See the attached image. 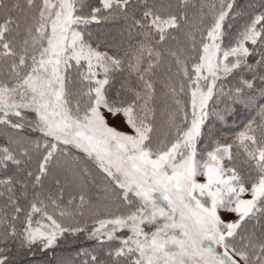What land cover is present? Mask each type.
Wrapping results in <instances>:
<instances>
[{"label":"snow or ice","instance_id":"1","mask_svg":"<svg viewBox=\"0 0 264 264\" xmlns=\"http://www.w3.org/2000/svg\"><path fill=\"white\" fill-rule=\"evenodd\" d=\"M50 253L264 264V0H0V264Z\"/></svg>","mask_w":264,"mask_h":264},{"label":"trees","instance_id":"2","mask_svg":"<svg viewBox=\"0 0 264 264\" xmlns=\"http://www.w3.org/2000/svg\"><path fill=\"white\" fill-rule=\"evenodd\" d=\"M50 182H51L50 180L46 181V183H50ZM93 246H94V242L82 239L77 244L65 245L62 249L58 250V254L59 255H64V256H74L76 251L80 247L91 248ZM51 259H52V254L51 253L48 254V256H45V257L37 256L36 260H35V264H45L46 261L51 260Z\"/></svg>","mask_w":264,"mask_h":264},{"label":"rangeland","instance_id":"3","mask_svg":"<svg viewBox=\"0 0 264 264\" xmlns=\"http://www.w3.org/2000/svg\"><path fill=\"white\" fill-rule=\"evenodd\" d=\"M114 124H116V126H118V127H121V128H123L124 127V125H123V122L119 119V118H117L115 121H112ZM126 130V129H125Z\"/></svg>","mask_w":264,"mask_h":264}]
</instances>
